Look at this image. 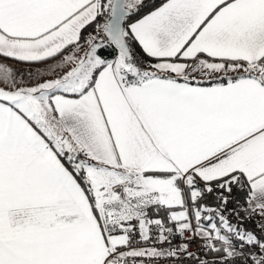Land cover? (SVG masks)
I'll return each instance as SVG.
<instances>
[{"label": "snow or ice", "instance_id": "snow-or-ice-1", "mask_svg": "<svg viewBox=\"0 0 264 264\" xmlns=\"http://www.w3.org/2000/svg\"><path fill=\"white\" fill-rule=\"evenodd\" d=\"M0 264H264V0H0Z\"/></svg>", "mask_w": 264, "mask_h": 264}, {"label": "crops", "instance_id": "crops-1", "mask_svg": "<svg viewBox=\"0 0 264 264\" xmlns=\"http://www.w3.org/2000/svg\"><path fill=\"white\" fill-rule=\"evenodd\" d=\"M6 63H8L11 67H13L14 69H16V70H18V71H20V72H22V73H27L28 72V70H29V65H27V64H23V63H16V62H14V61H11V60H9V61H7Z\"/></svg>", "mask_w": 264, "mask_h": 264}, {"label": "trees", "instance_id": "trees-1", "mask_svg": "<svg viewBox=\"0 0 264 264\" xmlns=\"http://www.w3.org/2000/svg\"><path fill=\"white\" fill-rule=\"evenodd\" d=\"M234 195H237L238 197H240V198H241V201H242V194H240V193H234ZM209 203H212V201L210 200ZM231 205H232V204L229 205V208H230ZM247 226H248L249 228H251L253 225H252V224H248Z\"/></svg>", "mask_w": 264, "mask_h": 264}, {"label": "built area", "instance_id": "built-area-1", "mask_svg": "<svg viewBox=\"0 0 264 264\" xmlns=\"http://www.w3.org/2000/svg\"><path fill=\"white\" fill-rule=\"evenodd\" d=\"M235 205L234 204H232L231 206H230V208H232V207H234ZM200 242L199 241H197L196 242V244L198 245ZM192 251H195L196 250V246L194 245L193 247H192V249H191Z\"/></svg>", "mask_w": 264, "mask_h": 264}]
</instances>
